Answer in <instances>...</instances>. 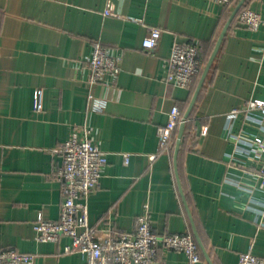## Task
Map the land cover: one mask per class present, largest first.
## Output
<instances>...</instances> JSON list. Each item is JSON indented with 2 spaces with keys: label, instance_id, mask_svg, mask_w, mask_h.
<instances>
[{
  "label": "crops",
  "instance_id": "crops-1",
  "mask_svg": "<svg viewBox=\"0 0 264 264\" xmlns=\"http://www.w3.org/2000/svg\"><path fill=\"white\" fill-rule=\"evenodd\" d=\"M244 8L264 19V0ZM105 10L106 0H0V251L34 254L38 264H86L65 253L70 238L42 243L35 225L39 216L60 220L58 150L87 126L108 160L88 199L100 239L133 234L149 203L155 233L197 231L209 257L200 248L197 264H239L249 252L264 259V158L233 139L244 132L264 139V130L232 114L264 101V24L251 31L232 22L187 123L176 173L179 128L175 147L162 153L158 128L175 107L184 119L233 10L208 0H117L112 16ZM150 29L162 31L155 51L143 48ZM96 43L120 55L122 69L91 86ZM176 43L200 48L203 71L188 89L167 80ZM90 95L101 110L91 108ZM160 255L166 264H191L183 253Z\"/></svg>",
  "mask_w": 264,
  "mask_h": 264
},
{
  "label": "built area",
  "instance_id": "built-area-1",
  "mask_svg": "<svg viewBox=\"0 0 264 264\" xmlns=\"http://www.w3.org/2000/svg\"><path fill=\"white\" fill-rule=\"evenodd\" d=\"M117 0H106L105 16L114 14ZM214 4L235 9L240 0H208ZM239 23L251 31H257L264 24L262 16L250 9H242L237 16ZM162 31L150 29L143 41V48L155 51L160 44ZM91 71L90 85L101 83L106 76L117 78L122 69V57L96 43L92 56L87 62ZM203 71L200 48L193 43H176L168 61L169 83L181 88H190ZM90 106L101 110L103 105L90 95ZM43 111V90L34 93V112ZM235 118L244 114L245 118L264 130V101L250 100L232 113ZM183 122L181 112L175 107L169 114L166 125L158 128L159 152L172 146L176 132ZM90 127L77 128L58 150L62 165L58 168L56 179L61 186L63 202L60 220L49 221L39 216L35 225L37 240L42 243H58L62 237L71 239L65 248L67 254H80L86 264H166L161 257L162 250L185 254L191 264L201 261V253L194 236L186 234H157L153 230L151 206L146 203L142 214L137 218L133 234H121L99 238L98 231L90 224L88 199L100 185L108 160L92 141ZM236 144L249 148L253 159L264 158V139L247 132L233 135ZM130 155L124 156V164H129ZM157 154L150 157L151 161ZM0 264H38L34 254L20 253L13 249L0 251ZM239 264H264V259L252 253L240 255Z\"/></svg>",
  "mask_w": 264,
  "mask_h": 264
},
{
  "label": "water",
  "instance_id": "water-1",
  "mask_svg": "<svg viewBox=\"0 0 264 264\" xmlns=\"http://www.w3.org/2000/svg\"><path fill=\"white\" fill-rule=\"evenodd\" d=\"M246 1H247V0H240V1L238 2L237 6H236L235 9L233 10L232 15H231L230 18H229L227 24L225 25V28H224V30L222 31V33H221V35H220V38H219V40H218V42H217L216 48H215V50H214V52H213V54H212V56H211L209 62L207 63L206 68H205L203 74H202V77H201V79H200L199 85H198V87H197V90H196L195 95H194V97H193V100H192V102H191L190 108H189L188 112L186 113V115H185V117H184V119H183L182 124H181L180 127H179L178 136H177V141H176V147H175V158H174L176 173H178V157H179V153H180V150H181V145H182V142H183V140H184V135H185L186 126H187V123L190 121V116H191V113H192V111H193V108H194V106H195V104H196V102H197V100H198V97H199L200 92H201V90H202V88H203V85H204V83H205V81H206V78H207V76H208V74H209V72H210V70H211V68H212V65H213V63L215 62V59H216V57H217V55H218V52H219L220 47H221V44H222V42H223V40H224V38H225V36H226V34H227L229 28H230L232 22L235 20V18H236L237 15L239 14V12L243 9V7H244ZM197 125H198V127H199V130H198V131H199V134H200V132H201V126H200V123H198ZM181 193H182V196H183V198H184V193H183V191H181ZM195 239L197 240V243L199 244L200 248L204 251L205 255L208 257V255H207V253H206V250H205V248H204V246H203V243H202V241L200 240V237L198 236V233H197L196 230H195ZM207 259L209 260V257H208Z\"/></svg>",
  "mask_w": 264,
  "mask_h": 264
},
{
  "label": "trees",
  "instance_id": "trees-1",
  "mask_svg": "<svg viewBox=\"0 0 264 264\" xmlns=\"http://www.w3.org/2000/svg\"><path fill=\"white\" fill-rule=\"evenodd\" d=\"M238 16V15H237ZM236 19V18H235ZM187 127V126H186ZM185 135H186V130H185ZM185 135H184V138H185ZM176 138V137H175ZM174 138V141H173V145H172V147L174 148L175 147V141H176V139ZM195 238V237H194ZM196 240V239H195ZM196 242H197V240H196ZM198 244V243H197ZM198 247H199V251H200V253H201V250H200V246H199V244H198ZM203 259V257H202V254H201V260Z\"/></svg>",
  "mask_w": 264,
  "mask_h": 264
}]
</instances>
